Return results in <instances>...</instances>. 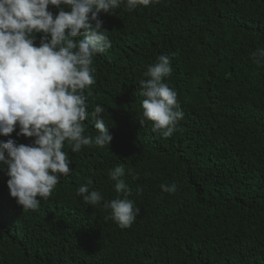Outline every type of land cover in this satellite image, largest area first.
I'll list each match as a JSON object with an SVG mask.
<instances>
[{
  "label": "trees",
  "instance_id": "trees-1",
  "mask_svg": "<svg viewBox=\"0 0 264 264\" xmlns=\"http://www.w3.org/2000/svg\"><path fill=\"white\" fill-rule=\"evenodd\" d=\"M99 18L112 47L94 57L87 103L103 107L113 140L77 153L66 142L72 174L35 210L17 204L0 171V264H264V65L252 57L264 48V0L122 3ZM160 55L171 57L164 82L184 113L169 138L140 123V81ZM9 139L34 140L0 135ZM120 164L141 209L125 229L77 191L91 181L105 200L123 198L109 177ZM171 183L178 190L163 192Z\"/></svg>",
  "mask_w": 264,
  "mask_h": 264
},
{
  "label": "clouds",
  "instance_id": "clouds-1",
  "mask_svg": "<svg viewBox=\"0 0 264 264\" xmlns=\"http://www.w3.org/2000/svg\"><path fill=\"white\" fill-rule=\"evenodd\" d=\"M160 0H0V135L34 138L31 144L13 139L0 141V171L9 177L11 197L24 209L35 210L40 199L47 200L61 176L72 174L67 142L72 153L82 146H110L113 136L102 117L99 104L89 111L86 90L96 83L94 57L112 47L100 13L114 14L120 4L128 11L148 7ZM49 6L59 9L53 15ZM65 6L69 10H65ZM42 33L37 44L36 34ZM79 38V39H77ZM253 62L264 65V48L252 54ZM170 55H160L140 81L142 117L152 123V131L164 138L179 131L183 119L177 92L164 82L172 74ZM94 123L95 137L85 135V121ZM17 128L19 131H17ZM130 174V170H129ZM118 195L105 200L100 191L83 184L78 194L84 203L103 202L106 219L121 229L129 228L141 209L128 197L125 167L109 172ZM166 193H175V183L162 184ZM137 193L143 191L137 187Z\"/></svg>",
  "mask_w": 264,
  "mask_h": 264
}]
</instances>
